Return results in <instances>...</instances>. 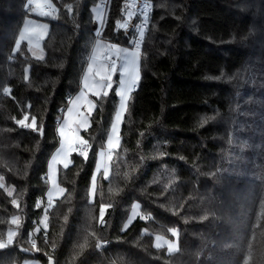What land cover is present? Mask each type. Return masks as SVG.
Returning a JSON list of instances; mask_svg holds the SVG:
<instances>
[{
  "label": "trees",
  "instance_id": "trees-1",
  "mask_svg": "<svg viewBox=\"0 0 264 264\" xmlns=\"http://www.w3.org/2000/svg\"><path fill=\"white\" fill-rule=\"evenodd\" d=\"M151 1L141 80L109 178L97 176L91 201L98 151L118 107L116 86L82 132L91 144L87 160L74 153L69 168L60 167L67 191L48 210L45 242L49 184L42 177L59 146L60 110L81 88L97 26L92 9L102 0H52L59 11L43 19V59L26 42L9 59L33 14L26 0H0V240L17 231L0 249V264H264V0ZM109 3L102 38L125 41L112 33L125 2ZM25 113L29 123L33 115L38 126L43 121V136L15 122ZM101 203L112 205L105 227ZM134 203L150 218L124 229ZM17 216L19 225L11 222ZM169 229L178 231L172 252L154 240L173 237Z\"/></svg>",
  "mask_w": 264,
  "mask_h": 264
},
{
  "label": "snow or ice",
  "instance_id": "snow-or-ice-1",
  "mask_svg": "<svg viewBox=\"0 0 264 264\" xmlns=\"http://www.w3.org/2000/svg\"><path fill=\"white\" fill-rule=\"evenodd\" d=\"M28 5H34L28 9L29 12L35 14L39 17H52L55 18L56 13L59 11L57 7L52 3V0H44L40 3L39 0H26ZM108 5L105 4L103 8L96 7L92 11L95 15L96 28L94 30L95 40L92 45L91 55L88 57L87 67L81 78V90L74 97L68 99V106L60 111L64 114V118H57V133L59 135V148L51 156L47 165L46 177H42L46 184H49V190L47 191V207L44 209V216L41 224L45 229V242H47V228H48V208L53 206V198L63 196L67 191L66 188L61 187L57 183V173L59 171L58 165H62L63 169H68L69 165L73 163L70 156L73 152L82 156L85 160L88 158V153L91 148L89 140L84 139L80 135V130H87L91 127L90 118L92 112L97 108L99 104L102 107V101L104 98L109 96V93L116 86V92L114 93L118 97V107L114 112V117L110 123L109 129L106 134V140L104 145L98 151L99 162L95 166V174L91 177V188L90 196L94 199L97 187V175L103 170V179L107 180L110 175L109 163L113 159V154L116 150L120 148L121 144V126L124 123V117L129 113L130 101L133 100L132 93L137 90L139 81L141 80L140 72V62L142 59L141 44L145 38V31L147 29L149 14L148 10L150 4L146 2L142 5V11L139 15L142 17V21L138 24L131 25L134 29L136 36L129 40V43L133 45L132 49L128 47H122L119 43L107 42L101 38L104 35V29L107 25V14L106 9ZM135 3H125L124 4V17L123 20H116L114 25V30L123 29L125 33L128 32L130 27L129 20L135 14L133 11H128V9H135ZM67 11L72 13L73 8L71 4L68 5ZM40 31L37 32L36 30ZM49 25L47 23H37L33 19H29L23 25V31L19 33V39L15 42V48L13 55L9 59L15 58V52L21 50V42L27 40L28 51L32 52L33 56L38 59H43V55L37 56V53L33 51V48H39L40 45L38 41L34 44L33 37L38 36L42 38L47 34ZM42 51V49H41ZM119 70V79L114 80ZM27 79V76L25 77ZM11 88H4L3 93L9 94ZM89 96H94L96 99H89ZM30 107V105H29ZM83 109V111H82ZM29 114L25 113L22 119L16 120L15 122L21 128H30L32 131L38 132L43 136V121L37 125L36 116L31 117V122L29 123ZM141 136L143 133L140 134ZM158 157L166 155L163 152H157ZM143 159V157H141ZM3 177H0V188L4 187ZM118 194L117 190L109 189ZM8 195H12L15 189L7 190ZM43 201L38 200L36 208H39ZM12 204L19 207V201L13 200ZM112 207L111 204L101 203L99 205V223L101 225L107 223L105 221V215L107 210ZM71 211V209H69ZM137 216L141 219H148L140 212V204L136 203L132 205L131 216L128 219V223L124 225V229L134 220ZM95 219V217H92ZM67 220V217H64ZM13 224L19 225L20 217H13ZM40 232V228L36 227L35 233ZM172 236L177 237L178 231L176 229H169ZM16 235L15 232L9 231L7 240H0V249L5 248L7 245L13 243V237ZM156 247L160 248L167 245L169 252L178 250L177 244L165 239L163 236H156ZM106 243V241H105ZM87 244V239L84 243L79 245L81 249ZM100 244L97 243V247ZM32 247H36L35 240H32ZM51 260V258H50Z\"/></svg>",
  "mask_w": 264,
  "mask_h": 264
},
{
  "label": "built area",
  "instance_id": "built-area-1",
  "mask_svg": "<svg viewBox=\"0 0 264 264\" xmlns=\"http://www.w3.org/2000/svg\"><path fill=\"white\" fill-rule=\"evenodd\" d=\"M125 3H135L136 5V8L135 9H128V11H133L135 14L130 18V20L128 21L129 22V29H128V32L125 33V31L123 29H119V30H114V27H113V32L114 35H115V39H117L116 41H118L119 39H123L125 40L126 44L129 46V47H133V45L131 43H129V40H131L132 38H134L136 36V33L134 31V29L131 27V25H134V24H138L142 21V17L139 15V13L142 11V5L146 2V0H124ZM147 2L150 4V8L148 10V14H149V21H148V25H147V29L145 31V38H144V41L143 43L141 44V51L143 49V45L145 43V40L148 36V30H149V27H150V23H151V20H152V14H153V10H154V2H152L151 0H147ZM102 5L104 6L105 4H107L109 6V0H102ZM108 10V7L107 9ZM125 9L123 7L121 13H120V16L118 18V20H123L125 19L123 13H124ZM115 25V23H114ZM138 88H139V85H138ZM137 88V90H138ZM136 91V90H135ZM135 91L133 93H135Z\"/></svg>",
  "mask_w": 264,
  "mask_h": 264
},
{
  "label": "rangeland",
  "instance_id": "rangeland-1",
  "mask_svg": "<svg viewBox=\"0 0 264 264\" xmlns=\"http://www.w3.org/2000/svg\"><path fill=\"white\" fill-rule=\"evenodd\" d=\"M106 1V0H105ZM39 2L40 3H43L44 2V0H39ZM28 5V4H27ZM28 7H34V5H28ZM98 7H100V8H103L104 6L102 5H99ZM109 11H110V4H109V6H108V10H107V13H109ZM33 14V13H32ZM96 15V14H95ZM108 15V14H107ZM33 17H30V18H28V20L29 19H33V20H35L37 23H47V21H45V20H43V19H46L47 17H39V16H36L35 14H33L32 15ZM39 18V19H35V18ZM49 18H52V17H49ZM48 24V23H47ZM49 25V24H48ZM22 31H23V29H22ZM37 32H39L40 30L39 29H37L36 30ZM47 35L48 34H46V35H44L42 38H39L38 36H34L33 37V40H34V44L38 41V43H39V45H40V47L39 48H36V47H34L33 48V51H35L36 53H37V56H39V55H43L44 56V49H42V43H43V40L47 37ZM23 42H27V40H25V41H23ZM22 43V42H21ZM129 47V46H128ZM132 48V47H131ZM41 49H42V51H41ZM32 53V52H31ZM32 56H33V54H32ZM34 58H36V59H38L36 56H33ZM59 137V136H58ZM59 148V147H58ZM57 148V149H58ZM55 153V152H54ZM73 154H74V152L71 154V156H70V159L72 160V156H73ZM98 162H99V158H98ZM97 162V163H98ZM109 163V167H110V162H108ZM71 165V164H70ZM69 165V166H70ZM58 167V169H59V171H58V173H57V183L60 185V183H59V181H58V179H59V172H60V169L63 167L62 165H58L57 166ZM61 167V168H60ZM101 171H103V170H101ZM110 172H111V167H110ZM98 176V175H97ZM98 183V182H97ZM61 186V185H60ZM49 187H50V185H49ZM62 187V186H61ZM97 188V187H96ZM48 190H49V188H48ZM61 197L62 196H59V197H54L53 198V204L57 201V200H59V199H61ZM91 197V196H90ZM45 198H46V200H45V205H46V207H47V195H45ZM95 199V198H94ZM92 197H91V201H93L94 200ZM134 204H136V203H134ZM45 207V208H46ZM48 210H49V208H48ZM132 211V210H131ZM140 212H141V210H140ZM44 216V215H43ZM130 216H131V214H130ZM129 216V217H130ZM139 216H137L134 220H136L137 218H138ZM129 219V218H128ZM42 220H43V218H42ZM134 220H132V222L134 221ZM131 222V223H132ZM128 223V220L126 221V224ZM130 223V224H131ZM129 224V225H130ZM41 227H43V224H41L40 225ZM44 228V227H43ZM13 232H15L16 233V235H17V231H15V229H13L12 230ZM16 235L13 237V241H14V239H15V237H16ZM156 236H163L165 239H167V240H170V241H172V242H174V243H176L177 244V248L179 247V239H177V237H165L164 235H156ZM156 236H155V238H156ZM154 238V240H155V245H156V243H157V241H156V239ZM7 246H9V245H7ZM6 246V247H7ZM163 247H165L166 249H167V251L169 252V250H168V247H167V245H164ZM20 264H41L40 263V261L39 260H37V259H35V260H33V259H31V260H26V261H24V262H22V263H20Z\"/></svg>",
  "mask_w": 264,
  "mask_h": 264
},
{
  "label": "crops",
  "instance_id": "crops-1",
  "mask_svg": "<svg viewBox=\"0 0 264 264\" xmlns=\"http://www.w3.org/2000/svg\"><path fill=\"white\" fill-rule=\"evenodd\" d=\"M101 6H102V4H100ZM98 7V6H97ZM94 8H96V7H94ZM94 13V12H93ZM106 14H108L107 13V10H106ZM107 17H108V15H107ZM94 18H95V13H94ZM39 19V18H38ZM107 20H108V18H107ZM49 30V29H48ZM48 33V32H47ZM102 40H105V41H107V42H114V43H119L122 47H128V45L126 44V42L125 41H120V42H115V41H111V40H108V39H106V38H101ZM44 41V40H43ZM27 43V42H26ZM129 49H132L131 47H128ZM44 57V56H43ZM82 78V77H81ZM119 79V70H118V73H117V75L114 77V80H118ZM114 86H115V84H114ZM81 90V88L78 90V92H76V94L75 95H77L78 93H79V91ZM115 92H116V90H115ZM133 94V93H132ZM74 97V96H73ZM89 99H92V100H95L96 98L94 97V96H89ZM68 106V105H67ZM97 109V108H96ZM96 109L92 112V114H91V116L93 115V113L96 111ZM82 111H83V109H82ZM64 118V114H63V116H62V118L61 119H63ZM90 123L92 124V122H91V118H90ZM90 128V127H89ZM89 128H87V130L89 129ZM83 131H85V130H83V129H81L80 130V135L82 136V132ZM59 136V135H58ZM59 147V146H58ZM57 150V149H56ZM55 150V151H56ZM54 151V152H55ZM53 152V153H54ZM75 153V152H74Z\"/></svg>",
  "mask_w": 264,
  "mask_h": 264
},
{
  "label": "water",
  "instance_id": "water-1",
  "mask_svg": "<svg viewBox=\"0 0 264 264\" xmlns=\"http://www.w3.org/2000/svg\"><path fill=\"white\" fill-rule=\"evenodd\" d=\"M105 221H106V220H105ZM104 225H105V224H103V225H101V226L105 227Z\"/></svg>",
  "mask_w": 264,
  "mask_h": 264
}]
</instances>
